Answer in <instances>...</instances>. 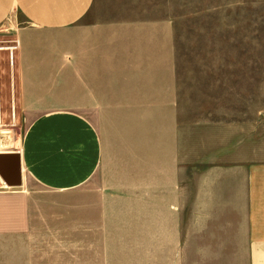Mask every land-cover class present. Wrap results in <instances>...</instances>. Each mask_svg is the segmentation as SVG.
<instances>
[{
	"label": "crops",
	"instance_id": "obj_1",
	"mask_svg": "<svg viewBox=\"0 0 264 264\" xmlns=\"http://www.w3.org/2000/svg\"><path fill=\"white\" fill-rule=\"evenodd\" d=\"M98 13L96 0H0V25L26 26V128L19 152H0L19 155L22 184L0 178V264H45L29 182L80 203L63 229L82 232L85 264H237L238 248L264 264V125L198 119L171 23Z\"/></svg>",
	"mask_w": 264,
	"mask_h": 264
},
{
	"label": "rangeland",
	"instance_id": "obj_2",
	"mask_svg": "<svg viewBox=\"0 0 264 264\" xmlns=\"http://www.w3.org/2000/svg\"><path fill=\"white\" fill-rule=\"evenodd\" d=\"M96 4L98 14L111 20L145 14L173 25L179 74L188 76L190 86L193 83L198 119L207 112L246 128L253 120L264 125V0H96ZM25 27L19 15L0 25V152H19L26 128L18 104L15 58L18 32ZM28 188L34 193L31 227L45 229L43 245L39 242L45 264H85L82 232L65 234L63 229L80 220L71 217L72 205L80 203L47 194L30 182ZM36 242L35 235L29 239V244ZM235 260L246 263L239 248ZM217 261L191 257L189 264H227L225 259Z\"/></svg>",
	"mask_w": 264,
	"mask_h": 264
},
{
	"label": "water",
	"instance_id": "obj_3",
	"mask_svg": "<svg viewBox=\"0 0 264 264\" xmlns=\"http://www.w3.org/2000/svg\"><path fill=\"white\" fill-rule=\"evenodd\" d=\"M0 178L10 187H17L22 184L18 154H0Z\"/></svg>",
	"mask_w": 264,
	"mask_h": 264
}]
</instances>
